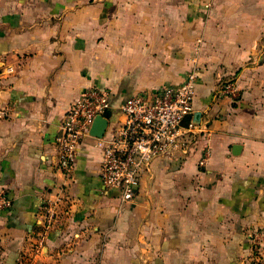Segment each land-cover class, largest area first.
I'll return each instance as SVG.
<instances>
[{
	"label": "crops",
	"instance_id": "1",
	"mask_svg": "<svg viewBox=\"0 0 264 264\" xmlns=\"http://www.w3.org/2000/svg\"><path fill=\"white\" fill-rule=\"evenodd\" d=\"M192 70L205 133L156 161L134 202L104 188L95 139L59 169L83 90L107 91L119 119ZM230 79L237 100L218 95ZM0 110V264H256L254 241L264 254V0H0Z\"/></svg>",
	"mask_w": 264,
	"mask_h": 264
},
{
	"label": "built area",
	"instance_id": "2",
	"mask_svg": "<svg viewBox=\"0 0 264 264\" xmlns=\"http://www.w3.org/2000/svg\"><path fill=\"white\" fill-rule=\"evenodd\" d=\"M197 70L190 71L184 82L153 92L135 94L119 107V119L113 118L110 94L100 88L83 90L66 112L56 138L59 169L66 175L76 165L79 149L87 138L96 140L101 150V182L106 190L116 191L125 203L134 202L143 178L152 170L156 161L179 160L187 156L203 137L205 128L192 122ZM218 95L238 99L236 82L232 79L219 85ZM108 118V126L102 138L90 136L97 118ZM8 117L0 110V120ZM191 120L184 125L186 119ZM207 155L201 161L204 165ZM12 202L0 196V212L9 210ZM58 204L50 205L46 212V229L59 218ZM256 264H264L261 246L254 241Z\"/></svg>",
	"mask_w": 264,
	"mask_h": 264
},
{
	"label": "water",
	"instance_id": "3",
	"mask_svg": "<svg viewBox=\"0 0 264 264\" xmlns=\"http://www.w3.org/2000/svg\"><path fill=\"white\" fill-rule=\"evenodd\" d=\"M111 116V112H108L106 114V117H103V118H97L94 122H93V125H92V128L90 130V136L93 137V138H102L106 129H107V126H108V118H110ZM191 118L188 117L186 119V121L184 122V125H188V123L190 122ZM192 122L194 124H197L199 125L201 123L200 121V114H196L194 113L193 117H192Z\"/></svg>",
	"mask_w": 264,
	"mask_h": 264
}]
</instances>
